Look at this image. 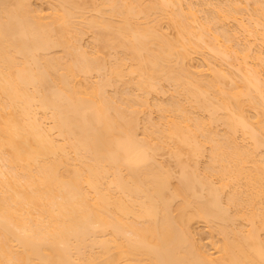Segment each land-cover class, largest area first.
Masks as SVG:
<instances>
[{"label":"bare ground","instance_id":"bare-ground-1","mask_svg":"<svg viewBox=\"0 0 264 264\" xmlns=\"http://www.w3.org/2000/svg\"><path fill=\"white\" fill-rule=\"evenodd\" d=\"M187 2L0 0V264H264V0Z\"/></svg>","mask_w":264,"mask_h":264},{"label":"rangeland","instance_id":"rangeland-1","mask_svg":"<svg viewBox=\"0 0 264 264\" xmlns=\"http://www.w3.org/2000/svg\"><path fill=\"white\" fill-rule=\"evenodd\" d=\"M31 1H32V3H31V4H32V7H34V9H37V8H38V9H42V10L44 11V12H42V14H44V13H48V12L50 11V10L48 9V8L50 7V5H52V3H51V4L49 3L50 0H31ZM190 1H191V0H190ZM196 1H197V0L192 1V2H194V3H191V2L188 1L189 3H191V5H189V6L192 7V5H194L195 3H196V4H195L194 6H197L199 3L202 4L201 1H203V0H200V2H199V0H198L197 2H196ZM216 1H218V0H213V1L210 0V4H212L211 6H214V4L217 5L218 3L220 4L219 1H221V3H222V0H219L218 3H214V2H216ZM223 1H224V0H223ZM261 1H262V0H261ZM185 2H187V1L185 0ZM188 2H187V4H188ZM211 2H212V3H211ZM225 2L228 3V1H225ZM187 4H186V5H187ZM201 4L199 5V6H200L199 9H197L198 6L195 7V8L197 9V12L200 10L201 7H203V6H201ZM222 4H223V3H222ZM184 5H185V4H184ZM186 5H185V6H186ZM211 6L209 5L208 7H210V9H212ZM250 6H251V5H249V8H250ZM206 7H207V6H206ZM206 7H204V8H205L206 10H208V7H207V8H206ZM192 8H193V7H192ZM184 9L186 10V9H187V6L184 7ZM196 9H195V10H196ZM202 9H203V8H202ZM205 9H203L202 11L200 10L201 12L198 13V17L200 16L199 18L203 17V16L205 15V13L208 12V11H206ZM250 9H252V8H250ZM250 9H248V10H250ZM42 10H38V11L41 12ZM195 10H193V11H195ZM186 11H187V10H186ZM204 11H206V12H204ZM250 11H252V10H250ZM249 13H250V12H249ZM252 13H253V11L251 12V14H252ZM90 14L93 15L92 12L89 13V15H90ZM245 15H248V14H246V12H245ZM204 17L206 18V17H207V14H206ZM244 17L247 18L246 16H244ZM200 20L202 21L203 19H200ZM166 21H167V20H166ZM166 21H165V22L163 21V24L161 23V25H162V26H160V27H161V30H163L162 32H164V31L166 30V31L164 32V34L167 32L168 35H169L170 37H171V36L174 37L173 34H175V32H174L175 30L172 31V30H171L172 27L169 28L170 26L168 25V24H170V23L167 22L168 24H166ZM201 21H200V22H201ZM204 21H205V19H204ZM229 22H230V24H229L228 22L226 23V25H227V24L229 25V26L227 25L226 27H227V29H228V27H229V28L231 29V31H233L234 33L231 32V31H229V30H228V31L231 32L230 34H232V35H236L235 32L239 31V28H237V27H238V26H237L238 23H236V22H234V21H233V22L229 21ZM201 23H202V22H201ZM164 24H165V25H164ZM235 24H237V25H235ZM235 27H236V28H235ZM162 28H163V29H162ZM168 28H169V29H168ZM172 29H173V28H172ZM173 32H174V33H173ZM169 33H170V34H169ZM238 33H239V34H238ZM238 33H237V34H238L237 36L242 37V38H240V37H237V36H236V37H237V41H238V38H239V42H238V43L241 44V43L243 42V45H245L244 43H247V42H244V41H246L245 36H244V35H241V30H240ZM242 34H243V33H242ZM90 35H91V34H90ZM90 35L88 34L87 36H85V37H84L85 39H83L82 43H83V47H84V46H85L86 48L90 47V48H88V49H90V50H88V49H87V50H88L89 53H90V52L92 53L93 49L91 50V46H90V45H93V44H94V43H93L94 40H91L92 36L90 37ZM168 35H167V36H168ZM169 36H168V37H169ZM170 37H169V39H170ZM171 38H172V37H171ZM240 39H241V40H240ZM243 39H244V41H242ZM250 40L252 41V38H251ZM90 41H91V42H90ZM92 41H93V42H92ZM241 41H242V42H241ZM90 43H91V44H90ZM92 43H93V44H92ZM84 44H85V45H84ZM258 44H259V43H258ZM258 44H257V45H258ZM243 45H238V44H237L236 47H238L239 49H241V48L243 47ZM254 45H255V44H254ZM257 45H256V47H257ZM239 46H240V47L242 46V47L240 48ZM93 47H94V45L92 46V48H93ZM253 47H254V46H253ZM256 47H255L254 49L252 48L254 54H255L254 50L256 51ZM258 47H259V48H260V47H263V49L260 48V50H259ZM258 47H257V48H258V49H257V52H258V50H259V51L262 50V53H263V52H264V51H263V50H264V46H258ZM86 48H85V49H86ZM58 51L60 52V50H57L56 53H58ZM257 52H256V53H257ZM263 54H264V53H263ZM192 56H193V55H192ZM200 56L202 57L201 54H200V55H196V54H195V56L192 57L193 59H191V62H193V63L191 64V66L194 65L195 68H198V66L200 65V63H203V62H204V63H207V62H206V61H207L206 59H207V58L210 59V57H208V56L206 55V59H205V60L203 59V60H204V61H203V60H201V58H197V57H200ZM110 59H111V58H110ZM192 60H193V61H192ZM211 60H212V57H211ZM214 60H215V59H214ZM214 60H212V64L215 63V66H214V67H216V69H217V68L219 69V66H218V65H219L221 62L217 64V63L215 62L216 60H215V61H214ZM191 62L188 61L187 64L190 66V63H191ZM204 63L201 64V65H204ZM208 63H211L210 60H209ZM127 64H128V63H127ZM129 64H130V63H129ZM222 64H223V63H221L220 65H222ZM224 64H225V63H224ZM130 65H131V64H130ZM197 65H198V66H197ZM201 65H200V66H201ZM205 65H206V64H205ZM205 65H204V66H205ZM216 65H217L218 67H217ZM200 66H199V67H200ZM224 66H225V65H224ZM194 67H193V68H194ZM220 67H221V66H220ZM225 67H226V66H225ZM190 68H192V67H190ZM190 68H189V69H190ZM203 68H204V67H203ZM203 68H202V69H203ZM205 68H206V67H205ZM259 68H260V67H259ZM259 68H258V69H259ZM263 69H264V68H260V70H262V71H261V72H262V77L264 78V75H263L264 70H263ZM197 70H198V69H197ZM192 71H194V69H193ZM195 71H196V70H195ZM261 72H260V73H261ZM93 80H95V79L93 78ZM166 86L168 87V85H165V89H166ZM169 89H170V91H169ZM167 90H168V91H167ZM166 91H167V94H168V95L171 94V93H170V92H171V87L168 88V89H166ZM168 92H169V93H168ZM167 94H164V95H167ZM161 95H163V94H160V95H158V96H157V94H155V96H154V94H153V95H149L150 97L148 96V99H149L148 102H151V101H152V102H155V101H156L157 104H158V103L160 104L161 101L164 103V101L167 100V101H165V103H167V102H168V99H169V98L171 99V96H170V95H169V96L167 95V96H165V97H164V95H163V96H161ZM159 96H160V97H159ZM154 97H155V98H154ZM162 97H164L163 100H162ZM168 97H169V98H168ZM156 98H157V99L160 98V99L158 100L159 102L157 101ZM167 98H168V99H167ZM170 99H169V101H170ZM152 102H151V103H152ZM162 102H161V103H162ZM151 103H150V104H151ZM156 103H155V104L152 103L153 105L151 104V106H150V104L148 103V106H150V107H148L149 110H148V111L146 110L145 112H149V113H147V114H146V113H143L144 117L141 115V124H142V125L140 124L139 131H138L139 134H141V133L143 132V129H144V126H145L144 123H146V119H147V116H149V114H150V120H151V121H152L153 118H154V120L156 119L155 122H153V123H157V122L159 121V120H158V118H159V117H158V115H159L158 113H159V112L156 110V108H155V109H152V108L156 107V106H154V105H156ZM152 106H153V107H152ZM148 108H147V109H148ZM150 109H151L152 111H154V112H155V110H156V112H157L158 115L155 114L154 112H152L153 115H151V113H150V112H151ZM247 110L249 111V108L246 109V111H247ZM251 110H252V109H251ZM251 112H254V111H249L248 113H250V114L252 115ZM253 114H254V113H253ZM146 115H147V116H146ZM247 116H249V114H248ZM152 117H153V118H152ZM155 117H156V118H155ZM252 117H253V115H252ZM252 117H251V118H252ZM142 118H143V119H142ZM144 118H145V119H144ZM151 118H152V119H151ZM249 118H250V116H249ZM251 118H250V119H251ZM148 119H149V117H148ZM157 120H158V121H157ZM143 121H144V123H142ZM156 121H157V122H156ZM141 126H143V127L141 128ZM218 127H221V125H220V126L218 125ZM218 127H215V130L218 129ZM221 128H222V130H224L223 127H221ZM220 130H221V129H220ZM220 130H217V132H218V131H219V132H222V130H221V131H220ZM140 131H142V132H140ZM206 155H207V154H205V156H206ZM162 156L164 157V153L162 154ZM162 156H160V158H162V160L159 158L160 161H164V163L162 162L163 165L167 163V164H166L167 166H165V167H168V166H169V168H170V165H171V168H170V169L172 170V167H173L174 164H175L174 159H173V161H172V157H171L170 155L168 156V153L166 154V152H165V156H167V157H164V158H163ZM205 156H204L203 158L208 157V156H206V157H205ZM166 158H167V159H166ZM170 159H171V161H170ZM166 160H167V161H166ZM201 160H202V161H200V163H199V164H200V165H199V166H200L199 168H201V170H202V168L205 167V165H206L205 163H207L206 160H208V158L205 159V160H204V159H201ZM165 161H166V162H165ZM201 162H202V163H201ZM204 162H205V163H204ZM169 163H170V165H169ZM203 163H204L205 165H204ZM172 164H173V165H172ZM202 164H203L204 167L201 166ZM175 166H176V165H175ZM175 166L173 167V169H174V170H173L174 173H175V171L177 170V168H176ZM198 222H200V223H198ZM195 223H196V224H195ZM195 223H193V224H195V225L193 226V229H194V230H193V229H192V230L195 231V232H193V233H194V236H195V234H196V236H195L194 238L196 239V242L198 243L197 245H198V246L200 245L199 247H200L201 249L204 247L205 250L202 249L203 251L207 252V253L210 254V255H211V254H212V255L215 254L214 257H216V254H217L218 250H216L215 248H218V245H219V243H220V241H221V239H220L219 241H218V239L221 238V236L218 237L219 234L217 233V234H218V235H217V234H216V231H214L213 229H211L209 225L203 223L202 221H197V222H195ZM212 230L214 231V235H213V233H211ZM214 237H215V238H214ZM213 238H214V239H213ZM200 241H201V242H200ZM199 242H200V243H199ZM217 242H218V243H217ZM213 243H215V244L212 245ZM202 246H203V247H202ZM213 246H215V248H214ZM219 247H220V246H219ZM206 250H207V251H206ZM215 252H216V253H215ZM212 255H211V256H212Z\"/></svg>","mask_w":264,"mask_h":264}]
</instances>
